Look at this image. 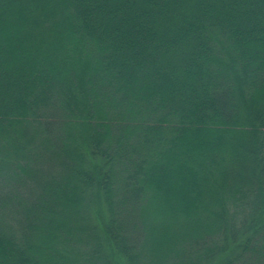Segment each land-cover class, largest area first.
Listing matches in <instances>:
<instances>
[{"label":"trees","instance_id":"16d2710c","mask_svg":"<svg viewBox=\"0 0 264 264\" xmlns=\"http://www.w3.org/2000/svg\"><path fill=\"white\" fill-rule=\"evenodd\" d=\"M0 264H264V0H0Z\"/></svg>","mask_w":264,"mask_h":264}]
</instances>
